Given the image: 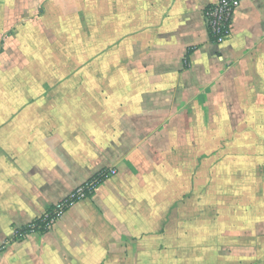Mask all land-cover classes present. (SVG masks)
Segmentation results:
<instances>
[{"label": "crops", "instance_id": "0c3cea01", "mask_svg": "<svg viewBox=\"0 0 264 264\" xmlns=\"http://www.w3.org/2000/svg\"><path fill=\"white\" fill-rule=\"evenodd\" d=\"M213 1L90 2L72 45L0 83V264H264V0L220 43Z\"/></svg>", "mask_w": 264, "mask_h": 264}, {"label": "rangeland", "instance_id": "374dc122", "mask_svg": "<svg viewBox=\"0 0 264 264\" xmlns=\"http://www.w3.org/2000/svg\"><path fill=\"white\" fill-rule=\"evenodd\" d=\"M95 1L0 0V83H29V66H37L43 51L65 50L72 45L69 40L73 38L74 22L89 17V10L84 8ZM75 189L61 201L69 200ZM55 204L31 223L16 227L11 240L28 237L29 229L43 221Z\"/></svg>", "mask_w": 264, "mask_h": 264}, {"label": "built area", "instance_id": "2783aa9c", "mask_svg": "<svg viewBox=\"0 0 264 264\" xmlns=\"http://www.w3.org/2000/svg\"><path fill=\"white\" fill-rule=\"evenodd\" d=\"M240 2L241 0H215L204 8L208 33L213 42L220 43L230 35L233 16ZM102 173L106 177L110 174H114L115 171L111 169ZM98 183V179L92 178L86 183L78 186L69 200L56 203L53 210L44 215L43 222H45V225L42 230H48L54 221L59 218L74 201L85 198L93 191ZM33 231L40 232L36 225L29 229V233Z\"/></svg>", "mask_w": 264, "mask_h": 264}, {"label": "trees", "instance_id": "16d2710c", "mask_svg": "<svg viewBox=\"0 0 264 264\" xmlns=\"http://www.w3.org/2000/svg\"><path fill=\"white\" fill-rule=\"evenodd\" d=\"M104 172V171H103ZM105 176L103 175V173H99L98 175L94 176L93 178H96L99 180V182L104 178ZM45 225V222L43 221H38L37 223V228L40 230V231H43L42 228L44 227Z\"/></svg>", "mask_w": 264, "mask_h": 264}]
</instances>
